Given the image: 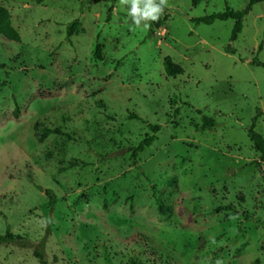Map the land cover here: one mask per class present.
Listing matches in <instances>:
<instances>
[{
  "label": "rangeland",
  "instance_id": "rangeland-1",
  "mask_svg": "<svg viewBox=\"0 0 264 264\" xmlns=\"http://www.w3.org/2000/svg\"><path fill=\"white\" fill-rule=\"evenodd\" d=\"M248 2L168 0L149 37L119 0H0L21 37H0V234L38 242L51 220L46 264H264V162L248 137L259 111L264 138V1L235 41L233 20L192 22ZM74 21L84 32L68 38ZM149 124L161 130L133 166L126 147ZM45 127L60 133L40 142ZM73 160L88 166L59 172ZM0 264L40 263L0 245Z\"/></svg>",
  "mask_w": 264,
  "mask_h": 264
},
{
  "label": "trees",
  "instance_id": "trees-1",
  "mask_svg": "<svg viewBox=\"0 0 264 264\" xmlns=\"http://www.w3.org/2000/svg\"><path fill=\"white\" fill-rule=\"evenodd\" d=\"M34 1L37 4H41L45 0H34ZM108 1H110L113 4L116 0H108ZM263 1L264 0H249L246 7L242 10L234 11L229 8H226L225 11L220 12V13L192 19V22L195 23L196 25H199V24L211 25L215 21L233 20L234 24L232 28L231 41H235L237 39V36L241 33L242 22H243L244 16L248 14V12L250 11L251 7L254 4H257ZM112 6L109 9L107 20L109 19V16L111 14ZM163 23H164L163 20H160V18L158 21H155V22L152 21L148 29V36L151 37L153 30L159 29L163 25ZM83 32L84 30L81 27L80 23L77 21H74V22L69 23V25L67 26L66 36L70 38L73 35H78ZM0 37H3L7 41L16 42V43H19L21 41V37L17 29L12 24L10 15L4 8L1 7V5H0ZM229 49L230 48H227L226 51L228 53L232 52ZM100 51H101V46L97 44L94 50V58L96 60H101ZM255 64L258 66L264 67L263 64H260L258 62H255ZM164 68L168 76H173L174 74H177L179 71V67L177 65L170 66L166 60L164 61ZM15 115H17V112H15ZM259 115H260V112L257 111V114L253 118L252 124L250 128L248 129V137L250 141L252 142L253 146L255 147V150L259 154V161L264 162V138L255 131V123ZM129 119L141 120V118H139L135 114L130 115ZM37 125L38 124H36V127ZM213 126H214L213 120L211 118H205L204 123L201 126V129L202 130L210 129ZM148 127L150 129L151 134L146 135L136 146L126 147L125 153L128 154L129 162L133 166H136L138 164L140 155L144 153L147 149L152 147V145L156 142L157 133H159V131L161 130V126L159 124H149ZM59 133H60L59 129H49L45 127L42 129V133L39 137V141L43 142L48 136L52 134H59ZM118 151L109 152L105 155H98V162L119 160L125 155V153L118 152ZM87 166H88L87 162L80 161V160H73L66 167L60 168L59 172L60 173L66 172L68 169H71L73 167H79L80 169H84ZM37 188L43 191V193L45 194L47 198V205L49 209L52 211L55 208V205L57 203L56 194L51 188L43 189L40 186H37ZM50 226H51V220H49L48 222V226L45 230V234L38 242L32 241L30 238H27L25 236L15 235L11 233L9 230H6L4 234H0V245H5V246L15 245L23 249H30L34 257L39 261L40 264H46L44 250H45V245L48 239V235L51 231Z\"/></svg>",
  "mask_w": 264,
  "mask_h": 264
},
{
  "label": "clouds",
  "instance_id": "clouds-1",
  "mask_svg": "<svg viewBox=\"0 0 264 264\" xmlns=\"http://www.w3.org/2000/svg\"><path fill=\"white\" fill-rule=\"evenodd\" d=\"M120 4L128 5V16L131 17L136 27L143 25L149 28V21H158L163 14L164 9L168 6V0H119ZM217 264H222L217 261Z\"/></svg>",
  "mask_w": 264,
  "mask_h": 264
}]
</instances>
